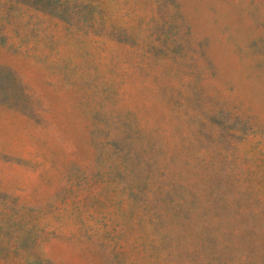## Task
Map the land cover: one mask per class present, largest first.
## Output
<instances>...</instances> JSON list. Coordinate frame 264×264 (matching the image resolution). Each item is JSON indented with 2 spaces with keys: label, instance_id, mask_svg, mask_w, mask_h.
<instances>
[{
  "label": "rangeland",
  "instance_id": "374dc122",
  "mask_svg": "<svg viewBox=\"0 0 264 264\" xmlns=\"http://www.w3.org/2000/svg\"><path fill=\"white\" fill-rule=\"evenodd\" d=\"M0 264H264V0H0Z\"/></svg>",
  "mask_w": 264,
  "mask_h": 264
}]
</instances>
